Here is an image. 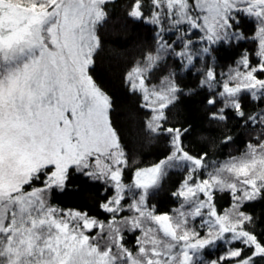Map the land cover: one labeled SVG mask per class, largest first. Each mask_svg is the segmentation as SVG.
Segmentation results:
<instances>
[{"label":"snow or ice","instance_id":"snow-or-ice-1","mask_svg":"<svg viewBox=\"0 0 264 264\" xmlns=\"http://www.w3.org/2000/svg\"><path fill=\"white\" fill-rule=\"evenodd\" d=\"M112 2L0 0V264H264L254 214L264 203V0H127L125 16L152 26L154 47L125 82L147 135L168 146L147 166L126 151L93 75ZM250 39L218 72L221 48ZM185 73L194 86L181 87ZM186 95H203L212 122L258 134L209 163L186 147L194 129L170 119ZM174 170L177 206L162 211L153 200ZM76 180L97 189L93 205L63 202Z\"/></svg>","mask_w":264,"mask_h":264},{"label":"trees","instance_id":"trees-1","mask_svg":"<svg viewBox=\"0 0 264 264\" xmlns=\"http://www.w3.org/2000/svg\"><path fill=\"white\" fill-rule=\"evenodd\" d=\"M126 5L127 0H113L107 6L109 20L100 31L101 46L95 54L93 75L112 99L111 119L123 133L126 151L147 166L162 158L168 146L162 140H153L147 135L144 127L147 116L140 106V95L129 91L125 75L135 62L142 59L144 52L154 47V33L152 26L128 19L125 16ZM244 27L250 38L255 36L256 26L253 21H248ZM254 47L255 44L250 39L226 50L221 48L217 59V71L224 73L228 72L229 68L236 67L235 62L240 58L239 53L244 50L251 51ZM156 76H159V73ZM158 82L155 77L152 78L153 84ZM195 83L194 76L182 74L181 87L184 85L192 87ZM203 101V95L183 96L169 113L173 123L182 122L194 129L185 141L186 147L193 154L206 151L209 163L241 155L246 150L247 143L258 134L259 129L253 130L243 124L237 126L235 121L229 122L225 129L223 125L207 118V109ZM226 132L232 136L228 143L223 142ZM181 176L182 173L175 170L169 173L163 190L153 200L159 210L169 211L177 206L171 192L178 187ZM96 196V188L76 180L72 185V194L63 197L62 200L69 205H93ZM220 205L227 209L228 200L225 199ZM252 212L253 209H249V213ZM254 214L257 219V230L264 231V224L259 223L264 214V203L254 202Z\"/></svg>","mask_w":264,"mask_h":264},{"label":"rangeland","instance_id":"rangeland-1","mask_svg":"<svg viewBox=\"0 0 264 264\" xmlns=\"http://www.w3.org/2000/svg\"><path fill=\"white\" fill-rule=\"evenodd\" d=\"M235 68V67H234ZM224 73H227V72H224ZM225 201V199H222L220 200V204L223 203ZM223 251V249H221V252ZM212 258H215V255L212 257Z\"/></svg>","mask_w":264,"mask_h":264}]
</instances>
